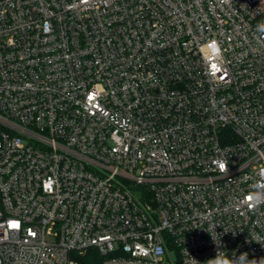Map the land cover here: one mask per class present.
I'll return each instance as SVG.
<instances>
[{
	"label": "built area",
	"instance_id": "obj_1",
	"mask_svg": "<svg viewBox=\"0 0 264 264\" xmlns=\"http://www.w3.org/2000/svg\"><path fill=\"white\" fill-rule=\"evenodd\" d=\"M264 0H0V264H264Z\"/></svg>",
	"mask_w": 264,
	"mask_h": 264
},
{
	"label": "clouds",
	"instance_id": "obj_2",
	"mask_svg": "<svg viewBox=\"0 0 264 264\" xmlns=\"http://www.w3.org/2000/svg\"><path fill=\"white\" fill-rule=\"evenodd\" d=\"M253 187L255 190L249 195L251 197V202L255 204L260 202L261 200H264V183H258ZM225 264H227V262H225Z\"/></svg>",
	"mask_w": 264,
	"mask_h": 264
},
{
	"label": "trees",
	"instance_id": "obj_3",
	"mask_svg": "<svg viewBox=\"0 0 264 264\" xmlns=\"http://www.w3.org/2000/svg\"><path fill=\"white\" fill-rule=\"evenodd\" d=\"M100 262V257L96 251H90L85 259L82 261V264H98Z\"/></svg>",
	"mask_w": 264,
	"mask_h": 264
},
{
	"label": "rangeland",
	"instance_id": "obj_4",
	"mask_svg": "<svg viewBox=\"0 0 264 264\" xmlns=\"http://www.w3.org/2000/svg\"><path fill=\"white\" fill-rule=\"evenodd\" d=\"M164 264H167V263H164Z\"/></svg>",
	"mask_w": 264,
	"mask_h": 264
}]
</instances>
